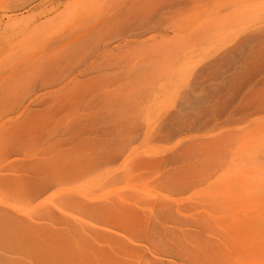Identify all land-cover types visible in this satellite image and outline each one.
<instances>
[{
    "label": "rangeland",
    "instance_id": "374dc122",
    "mask_svg": "<svg viewBox=\"0 0 264 264\" xmlns=\"http://www.w3.org/2000/svg\"><path fill=\"white\" fill-rule=\"evenodd\" d=\"M129 3L1 0L0 45L63 50L0 96V174L21 179L0 204L110 223L120 264H223L224 175L264 138V0Z\"/></svg>",
    "mask_w": 264,
    "mask_h": 264
},
{
    "label": "bare ground",
    "instance_id": "6f19581e",
    "mask_svg": "<svg viewBox=\"0 0 264 264\" xmlns=\"http://www.w3.org/2000/svg\"><path fill=\"white\" fill-rule=\"evenodd\" d=\"M146 1L130 0L129 7L136 8ZM25 37L28 39V35L25 34L20 40L17 37L0 45V96L3 92H7L8 95L14 94L19 80L31 78L33 73L35 77L39 69H41L39 73L45 71L49 65L47 59L51 61L57 58L63 50V48H60L62 50L56 48L58 52L52 50V54L48 53L50 49L46 52L27 53L28 45L25 46L26 43H23L25 47H21V39L26 41ZM17 41L21 42V45L18 44L20 46L17 45ZM16 58L22 59V63H16L18 61ZM41 64L45 65V68H42ZM38 65L39 69H37ZM6 173L0 174V185L3 184L13 191L21 179L17 175L14 176V173H12L13 176ZM63 180L60 178L56 181L61 184ZM66 202L80 207L81 211L88 215L85 217L92 218V214L96 212L104 216L107 221L114 218L121 219V221L127 219L128 212L122 207L103 204L84 207L71 197H67ZM1 205L0 264H41L42 260H45L44 264H108L107 262L116 264L118 262L116 259H119L120 264L124 261L120 259L121 257H117H119L118 254L121 256L122 252H124L123 255L126 254L127 246L111 230L113 225L108 222L103 221V226L107 228L96 227L87 223L83 218L74 219L76 221H68L67 217L62 219V216L56 214L55 216L51 210L45 212L49 222H37L19 216ZM123 223H125L124 220ZM123 223L121 227H124ZM60 225L62 226L59 227ZM7 242L13 244L25 242L28 249L21 255L17 249H13L14 247L4 246ZM105 243L108 244L107 248L103 245ZM116 250H118L117 254L113 253L116 256L112 255L111 252ZM108 257L114 260L107 261ZM223 264H264V138L257 140L256 150L251 156H244L238 168L229 169L224 175Z\"/></svg>",
    "mask_w": 264,
    "mask_h": 264
}]
</instances>
